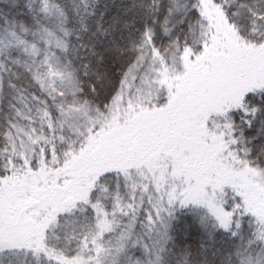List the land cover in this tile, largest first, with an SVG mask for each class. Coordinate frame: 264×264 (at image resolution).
<instances>
[{"label": "snow or ice", "instance_id": "1", "mask_svg": "<svg viewBox=\"0 0 264 264\" xmlns=\"http://www.w3.org/2000/svg\"><path fill=\"white\" fill-rule=\"evenodd\" d=\"M0 264H264V0H0Z\"/></svg>", "mask_w": 264, "mask_h": 264}]
</instances>
